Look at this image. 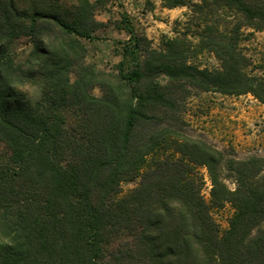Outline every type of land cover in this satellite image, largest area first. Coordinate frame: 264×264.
<instances>
[{"label": "trees", "instance_id": "trees-1", "mask_svg": "<svg viewBox=\"0 0 264 264\" xmlns=\"http://www.w3.org/2000/svg\"><path fill=\"white\" fill-rule=\"evenodd\" d=\"M62 1L0 0V264H264V158L194 139L182 117L193 91L264 104L240 47L244 28L264 31V0H162L191 8L199 42L160 50L123 13L116 73L88 63L84 44L105 28L104 0ZM202 52L220 67L191 64ZM37 85L33 103L23 90ZM124 183L137 185L122 195ZM226 204L222 234L212 211Z\"/></svg>", "mask_w": 264, "mask_h": 264}, {"label": "rangeland", "instance_id": "rangeland-1", "mask_svg": "<svg viewBox=\"0 0 264 264\" xmlns=\"http://www.w3.org/2000/svg\"><path fill=\"white\" fill-rule=\"evenodd\" d=\"M15 1L20 9H32L36 0ZM194 2L198 3L199 0ZM73 3L74 0L62 1L64 6ZM123 13L129 15L137 32L147 37L153 49L160 50L164 48L166 41L176 38H184L194 46L199 42L198 29L189 7L168 9L163 6L162 0H104L97 12V19L105 24V28L97 32L99 40L84 41L88 51L87 61L95 65L98 71L116 73L122 61L121 43L129 38L126 32L117 29ZM242 34L240 47L251 62L248 72L264 79V31L244 28ZM31 49L30 41L26 38L13 46L19 60H23ZM190 63L209 70L220 67L217 58L208 52L194 55ZM42 89L40 85L28 86L23 92L36 103L41 97ZM94 94L101 96V91L95 89ZM182 117L184 129L190 137L206 140L220 151L234 153L238 160L264 158V104L251 94L226 96L216 92L193 91L186 101ZM1 152L5 153L3 148ZM200 173L205 179L203 194L209 201L212 185L208 172L201 168ZM227 184L234 189L231 181ZM136 185L137 183H124L122 195L128 194ZM234 213L230 204L212 211L222 234L229 229Z\"/></svg>", "mask_w": 264, "mask_h": 264}]
</instances>
